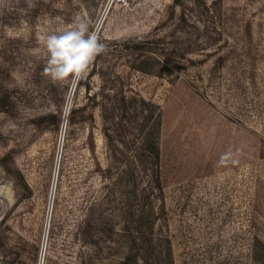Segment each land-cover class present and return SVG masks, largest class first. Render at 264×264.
<instances>
[{"label":"rangeland","instance_id":"rangeland-1","mask_svg":"<svg viewBox=\"0 0 264 264\" xmlns=\"http://www.w3.org/2000/svg\"><path fill=\"white\" fill-rule=\"evenodd\" d=\"M180 1L36 0L29 9L25 0H0V96L9 101L0 110V264L122 258L125 236L113 230L131 219V203L123 193L115 198L96 164H106L96 103L121 86L162 108L165 212L156 228L171 239L174 264H258L255 249L264 255V0H206L214 16L200 31L178 24L182 6L196 13L193 0ZM78 17L108 51L78 83L53 82L43 74L48 53L40 37L68 29ZM138 41H146L151 56L147 71L131 67ZM190 45L198 48L183 54ZM159 59L173 70L161 75ZM83 106L75 116L93 118L71 123L73 109ZM49 113L55 116L43 117ZM130 129L135 147L140 135L137 126ZM237 149L238 165L217 166L222 154ZM154 204L158 209L161 201L154 197ZM88 217L101 219L91 230L96 244L82 239Z\"/></svg>","mask_w":264,"mask_h":264},{"label":"trees","instance_id":"trees-1","mask_svg":"<svg viewBox=\"0 0 264 264\" xmlns=\"http://www.w3.org/2000/svg\"><path fill=\"white\" fill-rule=\"evenodd\" d=\"M174 3L177 6L182 2L174 0ZM192 9H195L196 13H186L185 7L182 6L180 14L176 16L178 24L180 26L190 25L198 31L207 28L209 17L214 16L210 13L211 6L207 4L206 0H193ZM214 40L215 43L218 42L217 38ZM145 44L146 41H138L134 45L139 51L133 58L137 63L133 62L131 65L141 71H147L146 65L151 61V56L147 55V51L143 48ZM195 48L198 47L190 45L188 49H185L186 51H183V54L193 52ZM179 54L182 53L179 52ZM159 65L162 68L161 75L164 74V70L167 72L173 70L171 66L168 67L169 63L163 62L161 59H159ZM166 67L169 69H165ZM112 85L116 86L114 83ZM8 102L6 96H0V110H7ZM97 102L101 111L102 130L106 139V164L103 166L97 159V170L101 179L108 180L105 186L112 185L111 190H114L115 198H117L116 195L121 196L120 194L123 193L125 203H131L127 210L131 219H128L122 231L113 230V232L117 234L120 232L119 234L125 236V244H127L126 252L116 264H174L171 239L159 233L156 228L158 220L165 212L164 186L160 167L162 108L160 104L137 92L129 94L122 86L121 90L115 91L113 94L107 93V91L103 92L100 101ZM84 109V106L79 110L78 108L73 109L70 122L76 123L87 118L92 119V114L86 116L81 113L75 116L76 112ZM51 116H55L54 113L43 117ZM135 121L138 123L136 124ZM135 126L138 128L140 139L135 147H132L131 142L127 139V132ZM91 150L94 154L96 153L94 143H91ZM154 197L161 201V206L158 209L154 204ZM100 223L101 219L95 220L88 217L80 225L82 239L85 242L90 244L98 242L97 233H91V230L97 229V224ZM99 230L101 232L104 228ZM164 245L165 249L162 247ZM2 252L6 254L5 249ZM18 256L17 253L10 257V262L13 263ZM254 258L258 264H264V255L260 250L255 249Z\"/></svg>","mask_w":264,"mask_h":264},{"label":"clouds","instance_id":"clouds-1","mask_svg":"<svg viewBox=\"0 0 264 264\" xmlns=\"http://www.w3.org/2000/svg\"><path fill=\"white\" fill-rule=\"evenodd\" d=\"M25 2L29 9L36 7V0ZM40 39L48 53L43 74L57 83L71 81L75 84L86 78L94 60L108 51L98 32L90 30L84 17H78L66 30L42 35ZM70 108L71 105L66 104L65 114L70 112ZM61 128L63 130V121ZM240 151L237 149L235 152H225L218 160L217 166L238 165Z\"/></svg>","mask_w":264,"mask_h":264}]
</instances>
